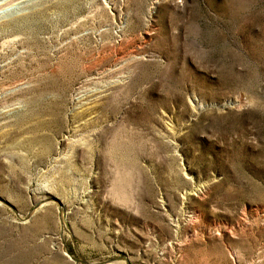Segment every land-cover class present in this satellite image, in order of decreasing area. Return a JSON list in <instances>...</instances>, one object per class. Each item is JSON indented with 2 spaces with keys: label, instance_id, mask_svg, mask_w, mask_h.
<instances>
[{
  "label": "rangeland",
  "instance_id": "rangeland-1",
  "mask_svg": "<svg viewBox=\"0 0 264 264\" xmlns=\"http://www.w3.org/2000/svg\"><path fill=\"white\" fill-rule=\"evenodd\" d=\"M0 264H264V0H0Z\"/></svg>",
  "mask_w": 264,
  "mask_h": 264
},
{
  "label": "bare ground",
  "instance_id": "bare-ground-1",
  "mask_svg": "<svg viewBox=\"0 0 264 264\" xmlns=\"http://www.w3.org/2000/svg\"><path fill=\"white\" fill-rule=\"evenodd\" d=\"M2 6V5H1Z\"/></svg>",
  "mask_w": 264,
  "mask_h": 264
}]
</instances>
